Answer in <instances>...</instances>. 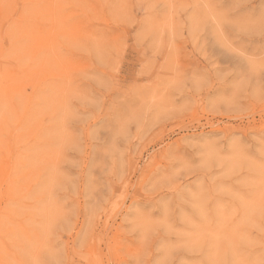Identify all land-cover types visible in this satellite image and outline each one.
Returning <instances> with one entry per match:
<instances>
[{"label":"rangeland","instance_id":"1","mask_svg":"<svg viewBox=\"0 0 264 264\" xmlns=\"http://www.w3.org/2000/svg\"><path fill=\"white\" fill-rule=\"evenodd\" d=\"M0 264H264V0H0Z\"/></svg>","mask_w":264,"mask_h":264}]
</instances>
